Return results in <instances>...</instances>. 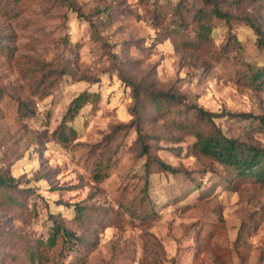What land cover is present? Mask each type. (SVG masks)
Here are the masks:
<instances>
[{
	"label": "rangeland",
	"instance_id": "1",
	"mask_svg": "<svg viewBox=\"0 0 264 264\" xmlns=\"http://www.w3.org/2000/svg\"><path fill=\"white\" fill-rule=\"evenodd\" d=\"M212 6L251 18L264 40V0H0L10 51L0 56V175L17 180L9 195L22 206L0 204V264H264V189L229 186L174 126L198 121L195 107L264 117V87L248 79L264 68V49L248 25L212 19L211 41L188 46L193 11ZM85 92L95 102L79 112L75 139L58 145L53 131ZM146 92L176 103L160 116ZM214 125L264 148L254 118ZM80 201L111 210L110 221L76 224L57 205ZM46 203L86 247L44 250ZM98 209L86 220L103 218Z\"/></svg>",
	"mask_w": 264,
	"mask_h": 264
},
{
	"label": "trees",
	"instance_id": "2",
	"mask_svg": "<svg viewBox=\"0 0 264 264\" xmlns=\"http://www.w3.org/2000/svg\"><path fill=\"white\" fill-rule=\"evenodd\" d=\"M212 19L222 21L226 25L230 24V22L234 20L241 21L242 23L248 25L256 36L257 44L264 49V40L258 37L256 24L253 23L251 18L241 17L240 15L235 17L220 10L216 6H212L209 10L200 7L193 11L188 24L194 31V38L188 42L189 48L200 50L198 48H201L204 44L211 41L214 29ZM181 26H184V24ZM5 49V44L0 39V56H5ZM6 52L10 53L9 49H6ZM248 79L252 84L264 87V68L252 69L248 75ZM144 94L151 112H156L157 114H160V116L166 114L168 104L176 103L175 98L171 95L162 96L151 92H146ZM94 100V96L85 92L75 96L70 101L59 125L52 133V137L58 145H66L75 139L77 131L74 127V122L83 107L85 105L93 104L95 102ZM194 110V117L198 121L188 118L174 123L176 129L191 138V150L196 155L204 157L220 166L224 172L223 179L228 184L230 183L229 186L235 183L248 181L253 184H257L259 187L264 189V148L256 147L235 138H231L225 135L214 125V119L219 117H228L229 119L254 118L261 124V126L264 127V117H254L251 113H225L223 115H217L198 107H195ZM26 111V106L22 104L19 109V113L29 117V115L26 114ZM200 122L210 123L212 128L206 130L202 128ZM158 162L162 171L169 172L171 174L178 173V170L174 167L164 164L161 161ZM94 176L98 178V180H101L100 170H96ZM16 182L17 180L13 177L0 175V204H3L2 207L5 206V208H13L16 205L18 208L22 207L15 199H13V197H11V195H9V191L11 189L18 190ZM200 187L201 186L199 185V188ZM57 205H60L61 208L69 212L71 220H73L76 224L103 226L105 224L104 221H110L112 217V214H110L111 210L108 211V209H101L104 206L93 207L83 203L82 201L73 203L60 202ZM46 206L48 209V218L52 225L48 229L47 239L45 242L40 243V245H43L44 250L49 252L55 248L58 249L59 247L60 251L70 250L74 253L78 252L80 248L86 247V243L82 240L79 234L64 226L61 221L62 217H60V214L62 213L60 211H50L48 203H46ZM95 208L105 211L106 215L103 218L100 217L98 221H87L86 216H89L91 210ZM42 257L43 254L38 251H35V253L30 252L29 254V258L31 260L35 259L37 262H39Z\"/></svg>",
	"mask_w": 264,
	"mask_h": 264
}]
</instances>
